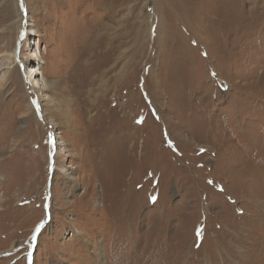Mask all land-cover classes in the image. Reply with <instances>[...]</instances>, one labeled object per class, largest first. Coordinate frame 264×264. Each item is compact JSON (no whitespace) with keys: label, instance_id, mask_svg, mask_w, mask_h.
I'll list each match as a JSON object with an SVG mask.
<instances>
[{"label":"rangeland","instance_id":"rangeland-1","mask_svg":"<svg viewBox=\"0 0 264 264\" xmlns=\"http://www.w3.org/2000/svg\"><path fill=\"white\" fill-rule=\"evenodd\" d=\"M0 264H264V0H0Z\"/></svg>","mask_w":264,"mask_h":264},{"label":"bare ground","instance_id":"bare-ground-1","mask_svg":"<svg viewBox=\"0 0 264 264\" xmlns=\"http://www.w3.org/2000/svg\"><path fill=\"white\" fill-rule=\"evenodd\" d=\"M107 60H105V65L107 66V67H109L110 66V62L109 61H107ZM32 67V66H31ZM30 67V68H31ZM102 67H105V66H102ZM33 83H34V86H33V88L36 90L37 89V91L36 92H38V94L40 95L41 93V88H37V86L35 85L36 83H35V80H33ZM47 84H45V86L44 87H46V89H47V86H46ZM36 87V88H35ZM64 112H65V114H66V116H69L70 115V112H69V108L68 107H66L65 109H64ZM61 170H64V168H60ZM4 182H5V180H4Z\"/></svg>","mask_w":264,"mask_h":264}]
</instances>
